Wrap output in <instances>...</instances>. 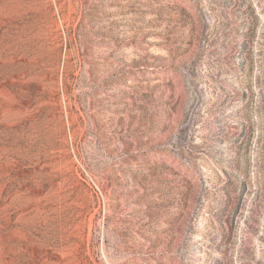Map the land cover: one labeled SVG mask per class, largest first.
I'll return each instance as SVG.
<instances>
[{"label":"rangeland","instance_id":"1","mask_svg":"<svg viewBox=\"0 0 264 264\" xmlns=\"http://www.w3.org/2000/svg\"><path fill=\"white\" fill-rule=\"evenodd\" d=\"M0 264H264V0H0Z\"/></svg>","mask_w":264,"mask_h":264}]
</instances>
